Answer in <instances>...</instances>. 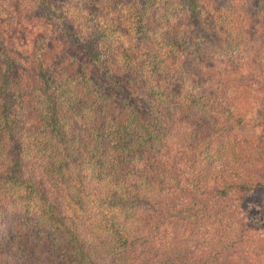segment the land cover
Instances as JSON below:
<instances>
[{"label":"trees","instance_id":"1","mask_svg":"<svg viewBox=\"0 0 264 264\" xmlns=\"http://www.w3.org/2000/svg\"><path fill=\"white\" fill-rule=\"evenodd\" d=\"M243 94L264 0H0V264H264Z\"/></svg>","mask_w":264,"mask_h":264},{"label":"rangeland","instance_id":"2","mask_svg":"<svg viewBox=\"0 0 264 264\" xmlns=\"http://www.w3.org/2000/svg\"><path fill=\"white\" fill-rule=\"evenodd\" d=\"M221 2H225V0H220ZM254 6H251V10H253ZM132 42L136 43L142 48L152 50L154 44L149 39L143 38H134ZM258 98L252 99V97H248L247 95L242 97L245 104L248 106L251 103H254V100H262L264 96H256ZM245 98V99H243ZM251 112L249 113L250 117L247 119L248 121L241 126L235 128L234 133L245 138H256L259 136L260 129L264 124V112L259 111V109L255 106H251ZM260 112V115L258 114ZM263 118V119H261ZM247 208L250 211L252 218L258 222H264V194H260L257 192H251L247 197Z\"/></svg>","mask_w":264,"mask_h":264}]
</instances>
